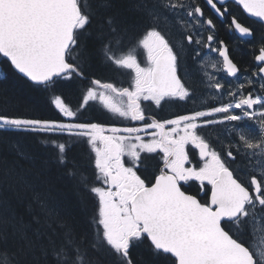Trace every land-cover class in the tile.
<instances>
[{"label":"snow or ice","instance_id":"1","mask_svg":"<svg viewBox=\"0 0 264 264\" xmlns=\"http://www.w3.org/2000/svg\"><path fill=\"white\" fill-rule=\"evenodd\" d=\"M204 2L222 21L231 15L229 0ZM232 2L264 23V0ZM229 27L254 34L235 16ZM215 31L197 0H0V56L57 112L0 111V142L37 134L82 206L93 202L78 227L12 145L15 160L0 159V264H264V44L241 71ZM187 49L207 95L179 74ZM73 85L75 107L61 91ZM166 105L185 108L158 118ZM97 108L112 123L81 120ZM77 143L91 179L68 168ZM25 200L27 219L15 203Z\"/></svg>","mask_w":264,"mask_h":264},{"label":"trees","instance_id":"2","mask_svg":"<svg viewBox=\"0 0 264 264\" xmlns=\"http://www.w3.org/2000/svg\"><path fill=\"white\" fill-rule=\"evenodd\" d=\"M240 22L253 29V40L241 41L234 34H230L228 22L220 25L218 36L227 44L232 59L239 65L241 70H249L253 68L255 64L254 57L259 53V48L262 44H264V26L255 21L241 20ZM191 57V50L187 49L180 64L181 75L185 76V71H189L195 79H198L197 65ZM124 86H127V84L125 83ZM80 88V85H73L70 88L61 89L66 94L67 102L73 107H75L79 98ZM4 98H10V100L7 104L0 103V111H6L10 115L24 114L45 118H56L57 116L54 106L49 103L48 96L15 72L10 67V63L0 56V99ZM177 107L179 105H176ZM84 119H91L93 122L104 124L112 123L111 114L99 108L85 112L81 117V120ZM14 144L19 145V148L27 157L20 160L18 165L27 169L30 176L35 177L40 174L42 179L48 182L44 184L37 181V189L44 191L50 186L52 196L71 211L78 227H83L85 221L93 213V202L89 200L86 207L82 206L76 191V180L66 174L63 166L58 165L54 150L42 144L41 137L37 134L21 133L12 135L0 142V159H7L10 162L15 160L16 153L12 150V145ZM88 151L87 145L83 143L73 145L67 153L68 168L75 167L91 179L93 178V166L86 163ZM158 161L159 157L148 161L147 170L143 174L151 175L155 171ZM15 203L17 204V210L26 215L27 201ZM134 255H142V251L135 250Z\"/></svg>","mask_w":264,"mask_h":264},{"label":"flooded vegetation","instance_id":"3","mask_svg":"<svg viewBox=\"0 0 264 264\" xmlns=\"http://www.w3.org/2000/svg\"><path fill=\"white\" fill-rule=\"evenodd\" d=\"M197 2H198V3H201L200 5H201L202 8H204V11H205V15H206V17H208V18H212L213 21H214V23L216 24V31H215V34H216V37H217L218 40H222V38H221V37L219 38V36H218L219 33H220V31H219L220 25H221V24H227V22L229 23L233 16H235L238 20H239V18H240L239 21H241V20H244V21H254V20L250 19V18L245 14V12L243 11V9H242L239 5H237V4H235V3L231 2V1H229V5H228V6L230 7L231 15L227 17V20H226V21H222V20L218 19V18L215 16V14L210 10V8L205 4L204 0H198ZM255 22H256V21H255ZM241 23H242V22H241ZM257 23H258V22H257ZM228 26H229V25H228ZM229 32H230V34H234V35H235L234 31H232L231 28L229 29ZM253 35H254V34H253ZM235 36H236V35H235ZM236 37H237V36H236ZM237 38H238V37H237ZM238 39H239V38H238ZM253 39H254V36H253ZM239 40H241V39H239ZM222 41H223V40H222ZM241 41H244V40H241ZM245 41H246V40H245ZM224 43H225V42H224ZM228 48H229V47H228ZM258 54H259V53H258ZM258 54H257V55H258ZM210 55L215 56L214 53H213V54H210ZM233 61H234V60H233ZM254 62H255V60H254ZM234 63H236V62L234 61ZM236 64H237V63H236ZM237 65H238V64H237ZM197 67H198V66H197ZM238 67H239V65H238ZM240 69H241V68H240ZM252 70H253V68H252V69H249L248 71L251 72ZM241 71H244V70H241ZM179 74L181 75V70H179ZM184 74H185V76H187V78H189L190 82H195V83L197 84V86H198L197 96H198V97L201 95L202 92H203L204 95H207L208 90L205 89L204 86H203L202 84H200V82H199V73H198V71H197L198 79H197V78L195 79V77L192 76V74H190L189 71H185ZM223 75H224V74H222L221 77H223ZM181 76H182V77H185L183 74H182ZM229 79H230V78H229ZM186 107L190 109L191 107H193V105H192L191 103H189ZM184 108H185L184 105H179V107H177V108H176V105H166V106L163 108V110H158V117H159V118H170L171 113H175V112H178V111H183ZM160 164H161L160 166H162V162H160ZM197 187H198V185H196V184L193 182V183L191 184V187L188 188V190H189L190 192H192V193H195V192L197 191ZM201 195H203V194L201 193Z\"/></svg>","mask_w":264,"mask_h":264},{"label":"water","instance_id":"4","mask_svg":"<svg viewBox=\"0 0 264 264\" xmlns=\"http://www.w3.org/2000/svg\"><path fill=\"white\" fill-rule=\"evenodd\" d=\"M229 1H231L232 2V0H229ZM245 14L250 18V19H252V20H254V21H256V22H258V23H260V24H262L263 26H264V23H262V22H260L259 20H258V18H255V17H251V16H249L246 12H245ZM235 33V35L239 38V39H241V40H246V41H251V40H253V36H251V37H240L239 36V34L238 33H236V32H234ZM4 58V57H3ZM6 59V58H5ZM7 60V59H6ZM19 74V73H18ZM19 75H21L22 76V74H19ZM23 77V76H22ZM26 79V78H25Z\"/></svg>","mask_w":264,"mask_h":264},{"label":"rangeland","instance_id":"5","mask_svg":"<svg viewBox=\"0 0 264 264\" xmlns=\"http://www.w3.org/2000/svg\"><path fill=\"white\" fill-rule=\"evenodd\" d=\"M210 55V54H209ZM210 56H212V55H210ZM204 59L205 60H207L208 59V57H204ZM223 73H220L219 75L221 76Z\"/></svg>","mask_w":264,"mask_h":264}]
</instances>
